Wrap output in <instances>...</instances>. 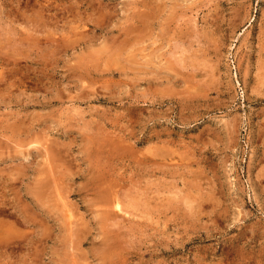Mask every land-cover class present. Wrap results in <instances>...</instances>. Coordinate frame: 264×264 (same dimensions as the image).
<instances>
[{"label":"rangeland","instance_id":"374dc122","mask_svg":"<svg viewBox=\"0 0 264 264\" xmlns=\"http://www.w3.org/2000/svg\"><path fill=\"white\" fill-rule=\"evenodd\" d=\"M0 201V264H264V0H0Z\"/></svg>","mask_w":264,"mask_h":264},{"label":"bare ground","instance_id":"6f19581e","mask_svg":"<svg viewBox=\"0 0 264 264\" xmlns=\"http://www.w3.org/2000/svg\"><path fill=\"white\" fill-rule=\"evenodd\" d=\"M81 35H82V34H81ZM3 201H4V200H3ZM0 202H1V201H0ZM2 203H3V202H2ZM1 206H2V204H1ZM14 208H15V207H14ZM0 210H1V208H0ZM3 210H4V209H3ZM3 210H2V211H3ZM5 210H7V209H5ZM3 212H4V211H3ZM0 213H2V212L0 211ZM16 213H17V212H16ZM25 213H26V211H25ZM12 214H13V213H12ZM15 215H16V214H15ZM26 215H27V214H26ZM8 216H9V215H8ZM1 217H2V216H1ZM16 217H17V216H16ZM10 218H11V217H10ZM25 218H26V217H25ZM14 219H15V218H14ZM19 219H20V218H19ZM19 219H18V220H19ZM18 220H17V221H18ZM17 221H16V222H17ZM19 221H20V220H19ZM19 221H18V222H19ZM14 223H15V222H14ZM19 223H22V222H19ZM26 223H27V222H26ZM9 224H10V223H9ZM67 225H68V224H67ZM75 225H76V224H75ZM71 226H72V224H71ZM76 226H77V225H76ZM68 227H69V226H68ZM1 242H2V241H1ZM1 244H2V243H1ZM4 244H5V243H4ZM9 244H10V243H9ZM1 246H2V245H1ZM1 246H0V248H1ZM8 246H9V245H8ZM10 246H11V245H10ZM5 247H6V246H5ZM2 248H3V247H2ZM9 248H10V247H9ZM10 251H12V250H10ZM6 252H7V251H6ZM12 252H13V251H12ZM7 254H8V253H7ZM9 254L11 255V253H9ZM9 254H8V255H9ZM13 254H14V253H13ZM2 257H3V256H2ZM2 257H1V258H2ZM13 258H14V257H13ZM11 259H12V258H11ZM11 259H10V260H11ZM6 261H7V260H5V263H6ZM8 263H9V262H8ZM8 263H7V264H8ZM14 264H16V263H14Z\"/></svg>","mask_w":264,"mask_h":264}]
</instances>
